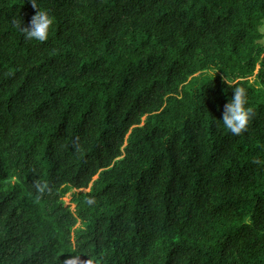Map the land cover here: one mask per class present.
Here are the masks:
<instances>
[{
  "label": "trees",
  "instance_id": "obj_1",
  "mask_svg": "<svg viewBox=\"0 0 264 264\" xmlns=\"http://www.w3.org/2000/svg\"><path fill=\"white\" fill-rule=\"evenodd\" d=\"M36 2L44 43L0 0V264H264V0Z\"/></svg>",
  "mask_w": 264,
  "mask_h": 264
},
{
  "label": "clouds",
  "instance_id": "obj_2",
  "mask_svg": "<svg viewBox=\"0 0 264 264\" xmlns=\"http://www.w3.org/2000/svg\"><path fill=\"white\" fill-rule=\"evenodd\" d=\"M34 8L37 7L36 0H31ZM23 21L17 24L25 40L37 41L44 43L49 39L50 28L53 24L52 17L46 11L40 10L31 18L30 24L27 27H22ZM233 95L223 106L222 122L223 127L233 136H240L248 130L251 119V109L248 107V93L243 87H234ZM39 193L45 191V186L42 184L35 185ZM93 199H89L88 203L92 204ZM72 264V261H69Z\"/></svg>",
  "mask_w": 264,
  "mask_h": 264
},
{
  "label": "rangeland",
  "instance_id": "obj_3",
  "mask_svg": "<svg viewBox=\"0 0 264 264\" xmlns=\"http://www.w3.org/2000/svg\"><path fill=\"white\" fill-rule=\"evenodd\" d=\"M262 31H263V33H264V26L262 27ZM263 43H264V40H263ZM81 191H82V192H87L88 190H81ZM73 192H74V190H73ZM65 201H66L67 204H71V193H70L69 195H67ZM72 209L75 210V205H74V204L72 205ZM81 226H82V224H81V222H80V223L77 225L76 228L81 227Z\"/></svg>",
  "mask_w": 264,
  "mask_h": 264
}]
</instances>
